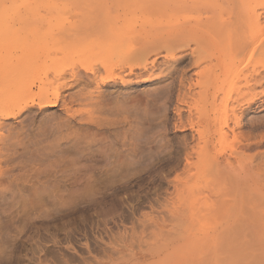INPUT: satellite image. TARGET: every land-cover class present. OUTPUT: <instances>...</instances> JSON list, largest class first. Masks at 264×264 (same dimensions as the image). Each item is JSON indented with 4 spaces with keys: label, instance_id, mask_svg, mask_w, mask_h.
<instances>
[{
    "label": "rangeland",
    "instance_id": "obj_1",
    "mask_svg": "<svg viewBox=\"0 0 264 264\" xmlns=\"http://www.w3.org/2000/svg\"><path fill=\"white\" fill-rule=\"evenodd\" d=\"M220 2L222 8L215 9L212 0H183L184 8L179 10L181 17L203 25L194 35L197 44L189 42L182 53L198 44L205 49L200 50L203 54L215 53L199 66L188 64L189 56L177 65L165 63L164 50L149 53L147 60L157 59L156 66L148 65L146 72L135 69V75H128L127 68L121 70L122 59L115 54L104 62L92 60L94 65H108L99 78L115 73L125 80L99 89L110 91L105 94L117 114L104 116L117 123L102 134L94 124L87 129L73 123L61 141L67 140L64 153L82 147L79 152L85 156H68L76 158L83 173L93 169L96 176L79 171L77 182L51 193H39L31 183H25V189L19 186L13 194L8 192L7 204L0 208V264H264V80L250 91L259 94L256 103L245 109V104L232 102L243 85V80L231 79L232 70L225 74L219 93H200L197 81L205 79L195 75L201 67L217 64V51L226 58L223 67L231 63L224 53L229 43L227 29H231L226 24L236 19L238 0ZM140 4L139 0H0V15L58 11L70 15L68 21H72L78 14L112 15L124 5L140 22L129 15L131 23L113 19L103 26L139 28L146 17ZM216 20L220 23L215 32L207 26ZM253 25L256 34H264V16ZM18 32L1 34L2 43L11 36L16 41ZM79 48L68 49L76 53ZM69 61L79 63L81 59L74 56ZM258 61L264 62L263 54H255L247 67ZM93 86L83 90L85 95L95 90ZM23 91L13 92L22 96ZM236 105L239 126L218 134L212 125L218 126V120L225 112L231 114ZM28 113L3 123V130L14 131L11 141H16L18 153L32 152V144L45 134L50 136L49 128L63 115L57 107H33ZM24 126L30 128L25 131ZM122 140L135 147L129 156L121 151ZM56 155L44 166L52 164ZM91 179L99 185L95 192ZM76 196L85 202H62Z\"/></svg>",
    "mask_w": 264,
    "mask_h": 264
},
{
    "label": "bare ground",
    "instance_id": "obj_2",
    "mask_svg": "<svg viewBox=\"0 0 264 264\" xmlns=\"http://www.w3.org/2000/svg\"><path fill=\"white\" fill-rule=\"evenodd\" d=\"M220 1L212 0L215 9L222 8ZM139 2L144 7L142 14L146 15L145 18L141 19L139 28L123 26L114 29L103 26L113 19L114 22L121 19V21L125 20V22L131 23L129 15L135 21H139L135 13H131L133 10L128 13L126 9L130 10L123 8L124 5L116 9L112 15L104 10V12H108H105V15L90 16L85 13L84 15L80 14V16L78 14L79 16H75L77 19L72 21H68L70 15L58 11L20 14H9L8 12V14L2 13L0 15V35L20 31L19 34L17 33L18 39L16 41L12 40L13 36H11L10 41H6V44L2 43L4 39H0V208L7 204L5 201L7 193L12 192L13 194V191L19 186L25 189V183H31L29 186L32 187L37 185L36 190L39 193L43 191L51 193L56 188H64L77 182L76 173L79 171L89 177L96 176L93 169H87L83 173L76 158L68 156L77 153L82 156V147L73 150V152L67 150L64 153L62 150L67 145V140L61 141L67 137L68 130L73 123L79 124L80 128H90V124H94L93 127L100 133L102 130H106L107 126L109 128V126H115L117 123V121L109 119L111 116L109 118L104 116V114L113 116L117 114L115 108L111 106L112 104L110 105L112 103L111 98L105 94L110 93V91L101 92L99 89L100 87L116 85L118 79H121L120 82L125 80L119 76V73L118 76L111 73L99 78L101 69L105 68L106 70L108 65L101 63V67L98 62V65H94L92 64L93 59L104 62L106 57L110 56L111 58L115 54L122 59L119 63L121 70L124 71L123 69L127 68L129 74L126 73L128 75H135V69L141 67L146 72L148 65L155 67L157 59L148 61L147 55L149 53L158 54L160 50L166 52L165 63L171 62L175 65L179 64L186 56H189L188 64L196 65H200V63L213 57L212 55L215 53L212 52L203 54L205 49H199V44L197 48L182 53L190 45L189 42H198L194 35L203 26L197 20L191 22V20L181 17L179 10L184 8L183 0H139ZM237 6L240 14H237L234 21L226 24L227 28L231 26V29H227L229 43L224 53L228 55L231 61L230 65L223 67V63H225L223 59L226 60V58L215 51L217 64L201 67L195 72V75L199 80L205 79L203 82L197 81V85L201 89L200 93H210L211 90L212 93H219L222 91V81L226 76L225 74L232 70V80H243V85L237 88L236 97L232 99V102L237 105L245 104V109H248L256 103L259 95L250 94V91L256 82L264 80V76H261L262 71H264V62H254L247 67L255 54L264 55V34H256L253 25L264 16V0H238ZM136 8L138 9V7ZM162 18L165 20H160ZM214 23L213 26L206 24L207 28L217 27L220 21L216 20ZM247 33H250L249 37L245 36ZM1 36L3 37V35ZM71 46L80 48L74 54L68 49ZM74 56H78L81 61L79 63L70 62V58ZM85 60L87 63L91 60V64L85 63ZM219 83H221L220 86ZM90 84L94 85L95 90L85 95L86 92L83 90L88 89ZM76 86L82 88L79 87L80 89L75 90V92H68L70 94L65 93ZM26 88L27 90H25ZM165 89L167 90V88ZM18 90L25 93L22 92V96L14 95L13 91L19 92ZM168 91H170L169 88ZM162 92L165 90H160L158 93ZM212 96L215 100L216 94ZM246 96L249 97L246 98ZM237 105L231 108V114L225 112L224 118L218 120V126L211 124L213 126L211 128H217L218 134L225 135L228 129L233 130L239 126V117L235 113ZM33 107L41 110L57 107V110L61 111L63 115L57 117V123H53L54 128L53 126L51 129L49 128L50 134H48L50 136L45 134L38 142L32 144L34 150H29L32 152L18 153L16 141H11L15 138L13 136L14 131L9 128L3 130L5 127L3 123L4 120L12 117H20L23 114L29 115L28 112ZM207 118L203 117V119ZM232 123L233 126L230 125ZM29 128L25 127V131ZM109 129L105 132H108ZM121 142V148L124 149H120L124 156L135 151V147L133 148L131 143L126 145L125 141L122 140ZM80 149L82 152H79ZM58 152L60 154L56 155ZM52 155H56L55 159L51 162L52 164L45 167L44 164L51 159L50 156ZM23 180L24 182L21 184ZM91 182L92 191L95 192L99 188L98 182L96 179H91ZM15 196L16 194L12 195V198ZM78 196L72 200L65 199L62 202L75 205L85 202ZM40 200V198L36 199L37 202Z\"/></svg>",
    "mask_w": 264,
    "mask_h": 264
}]
</instances>
